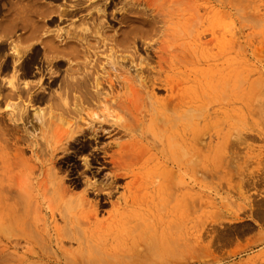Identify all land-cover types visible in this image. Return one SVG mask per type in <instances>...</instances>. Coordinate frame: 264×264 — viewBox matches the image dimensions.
<instances>
[{"label": "bare ground", "instance_id": "1", "mask_svg": "<svg viewBox=\"0 0 264 264\" xmlns=\"http://www.w3.org/2000/svg\"><path fill=\"white\" fill-rule=\"evenodd\" d=\"M53 1L60 3L54 7L40 0H9L6 20L3 16L6 27L3 22L0 24L7 29L5 39L9 42L10 60L3 64L0 61V70L13 74L7 83L12 92L10 97L24 98L22 102L26 98V103L31 105L56 101L54 107L42 105L48 110L51 106L54 108L51 117L53 115L55 122L45 121L46 107H42L44 111L38 108L41 115L37 117L36 112L33 115L39 126L36 143L34 134L28 133L34 139L32 149L37 154L33 166L40 171L34 187L30 184L35 198L29 197L30 194L24 197L21 192L12 202L8 201L11 198L8 199V194L19 188L23 179L15 176L12 182L14 171L9 168L18 167L20 160L17 159L21 156L16 160L12 157L21 151L14 146L15 142L13 148L0 142V152L6 153V149L13 152L11 162L7 160L9 156L5 161L0 157V264H75L58 261L64 252L58 254V244L70 240L75 241L78 248L85 247L94 232H99L97 221L93 219L104 206L111 208L107 213V229L114 228L113 221L119 219L121 226L132 231L137 239L151 231L158 242L180 253L179 247L184 245L185 238L181 241V232L185 230L180 229L184 226L180 217L184 216L185 197L182 199L183 194L175 196L176 205L169 211L173 191L182 189L186 177L192 181V214L196 215L198 184L204 164L210 165L222 158L230 145L228 129L219 136V142L214 144L212 135H208L207 142L201 145L205 134L201 128V107L204 106L198 104L202 98H207L208 91L201 88V92L196 90L200 95H186L179 90L180 80L174 82L172 78L177 79L179 71L177 74L175 71L201 59L195 50L188 49L194 44L191 34L212 19L185 16L184 8L174 0ZM237 10L241 16L239 24L243 27L245 11ZM67 21L70 26L67 24L66 29L57 28ZM53 23L57 29L51 30L49 26V30L47 26ZM110 23L117 27L113 29ZM1 28L0 39L4 37L1 33L5 34ZM16 28L22 30L19 36H16ZM14 35L16 39L12 40ZM158 35L160 41L153 47L151 42ZM32 77L37 80L31 81ZM18 78L23 79L22 85L16 83ZM155 91H164L165 96L156 97ZM206 101L210 104L208 99ZM256 101L259 103L261 99ZM218 102L226 107L231 104L228 98L224 103ZM246 106L244 102L240 106V122L244 126ZM21 115L19 111L16 117L9 113L6 122L16 127V122L24 120ZM49 118L47 115L51 120ZM225 123L226 128L230 127ZM202 147L207 152L202 153ZM77 157L80 160H76ZM63 166L70 168L67 173L65 167V176H62ZM24 183L22 181V185ZM71 189H80L82 193L74 194L75 197ZM89 197L93 200L89 201ZM40 198L49 199L45 208L52 206L46 208L50 209L51 219L57 212L58 221L62 223L59 228L47 223L39 227L40 213L35 209L38 205L33 202V207L32 200L41 201ZM170 213L175 221L169 219ZM150 221L157 223L153 224L154 229ZM198 227L194 216L190 232L193 249L198 243ZM182 248L183 254L186 249Z\"/></svg>", "mask_w": 264, "mask_h": 264}, {"label": "rangeland", "instance_id": "2", "mask_svg": "<svg viewBox=\"0 0 264 264\" xmlns=\"http://www.w3.org/2000/svg\"><path fill=\"white\" fill-rule=\"evenodd\" d=\"M8 1L9 0H0V24L3 22L2 25L5 24V27V16L7 14L5 10L8 8ZM40 1L42 3L45 2V4L55 5L54 7H57L58 3H60L59 1L53 0ZM174 1H177L178 4H181L184 8L182 13L185 14V16L207 17V20L210 18L212 21L208 25L200 26L197 31L195 30L191 34L194 44L188 49H190V51L195 50L196 52H194L197 55L200 54L198 56L201 57V59L195 60V63L192 62L187 68H181L175 71L176 74L179 71L176 76L177 79L175 76H171L174 82L180 80L179 90L180 92L185 91L184 93L186 95H200L199 92L202 91L201 88L206 89L205 92L208 91L206 93L207 98H202L201 103L198 104L210 111H205L206 109H204V107L202 109L201 107L203 111V114L201 113L203 115V118L201 117V124H203L201 128L203 130H201L202 134L205 133L201 138V145L203 146L207 142L208 135H212L211 140H213L212 142L214 144L217 141L219 142V138L227 129L229 132L228 137L230 145L226 148L222 158L210 165L204 164L205 167L198 184V200L196 201V209L198 211L196 215L192 214L194 212L191 203V201H193L192 181L188 177L184 180L182 189L180 191H173V197L170 195L173 199H171L168 210L170 209L171 211L174 209L173 205H176L175 196L183 194L182 199L185 197L183 204L186 208L184 210V216L180 217V223L184 226L180 227V229L182 228L181 231L185 230L187 232H181V241L185 237L183 239L184 245L180 242V244L183 245L179 247L181 254L175 253L177 252L176 250L175 252H173L174 250L170 251L165 244L158 242L155 238V234L151 231L148 232L147 235H144L143 238L137 239L132 231L121 226L119 219L113 221L115 225L113 226L114 228L107 229V213L111 211V208L109 206H104L95 213V218L93 219L97 221L95 225L99 227V232H94L93 238L89 239L85 247L78 248L75 241L70 240H63L61 244H58V254L64 251L62 256L59 257L60 260L58 259L60 263L68 261L75 264H95L92 262L98 264H264V110H262L264 107L261 109L264 105V103H261L264 101V0ZM237 8L244 9L243 11H245L246 21L244 25H242L243 27L239 24L241 20L239 17L241 16H239L240 13ZM3 16L5 18L4 21ZM221 20L225 22H221ZM68 22L69 21L61 23L60 25L58 24L57 28L66 29L68 25L70 26ZM53 24L46 26L48 29L49 26H51V30L57 29L55 23ZM110 25L113 26L112 23H110ZM4 26L2 27L0 25V28L2 27V32L3 29H6ZM116 27L117 25H114L112 28L114 29ZM6 30L5 34L1 33V35H4V37L2 36L4 39H0L2 41V43L0 41V46H2V49H0L1 64L10 60L8 53L10 51L8 50L7 44L9 42L5 37ZM20 30V28H16L15 33H18H16V36H19L20 32H22V30ZM15 39L16 37L14 35L12 40ZM159 41V35L155 36L151 45L156 47ZM20 45L22 46V44ZM20 45L18 47H20ZM23 58L24 56L20 59L22 60ZM12 75L11 71L2 72L0 70V85L2 86V92L5 89L3 95L6 96L3 98L1 96L2 92L0 93V135H2V133H7V130V134H10L8 136L7 134L0 136L3 139H0V142H5V145L8 144V148H13L12 145L15 142L16 144L14 146L18 149L20 148L19 150L21 152L19 154L18 151L16 157H12L13 152L10 151L11 149H8L9 151L6 149V153L0 152V157L4 160L5 157L8 156L14 159L21 156L17 159L23 161L21 165L18 163L20 161H16L18 165L17 168H12V166L9 167L12 169L11 171H14L12 175L14 177H11L10 180L12 179L15 181V176L18 179L22 177L24 180L21 178L22 180L21 185L19 184L20 186H18L19 188H16V191L14 190L8 194V199L11 197L8 200L9 202H12L14 197H18V193L21 192L24 197L30 194L29 197L32 196L35 198V190L32 187H34L35 182L40 178V171L33 166L37 154L33 152L34 149L32 148H34L33 145L37 142L39 134V131L37 132L39 126L37 127L38 124L35 119L44 111L42 107L53 106L54 103H56V101L51 100L48 102L49 104L46 103L47 105L45 103L41 105L32 103L33 105H31V103H26L28 102L26 98L24 102H22L24 98L16 99L15 96L12 98L13 95L10 97L12 92L8 90L9 86L7 83L12 79ZM242 79H245V81ZM20 80L21 81H19V78L18 81L16 80V83L19 82L18 85H22L23 83V79L20 78ZM30 80L36 81L37 77L36 79L32 77ZM209 87L212 88L208 90ZM194 91L197 92V94H195ZM187 92L189 93L187 94ZM154 94L159 98L165 96L164 91H155ZM226 98L230 100L231 104L229 107L222 104V106H220L218 100L224 103L223 101ZM243 98L245 101H243ZM206 99L209 100L210 104H206ZM259 99H261V101L258 103L256 100ZM213 101L214 103L211 104ZM242 101L248 105V107L246 106V109L248 108L246 112V117L248 118V120L246 118V124H248H245V126L240 122V106L243 103ZM203 102L205 105H202ZM258 104L262 106H258ZM42 105L46 106L44 107ZM52 106L50 107L52 110H48V107H46L45 109H47V111H44L48 113H46L45 121L47 120L46 122L50 123L55 111L53 108L54 106ZM38 108L42 110L39 114L38 112L40 110ZM23 110L24 113L22 112ZM18 111L19 115L24 114L21 115L24 120L22 122H16L17 125L14 127L9 121L6 122V120H8L6 117L9 113L16 117ZM261 111H263V113H260ZM35 112L36 115H38L37 117L33 116ZM45 113L42 114L45 116ZM51 114H53L52 117ZM47 115L51 120L47 119ZM209 115L212 118H210ZM224 119L225 122L230 124V127L226 128ZM207 126V130L204 132V128L206 129ZM2 129L3 132L1 133ZM28 133L34 134L33 137H36V141H34L33 137H29L30 135H28ZM241 136L243 137L242 141ZM32 141H34V143ZM30 143L33 147L30 146ZM2 144H0V148H2ZM7 152L11 153L7 154ZM201 152L205 153L207 149L202 147ZM9 158H7V160L11 162L12 159ZM77 159L80 160L78 157L76 160ZM77 162L81 164L80 161ZM23 163L29 168L27 169ZM30 166L34 168L32 167L33 169H31ZM29 169L32 171L30 170L29 172ZM81 169L80 166V171ZM20 170L25 171L23 172ZM62 170L64 175L60 173V176H65L70 168L63 166ZM26 171H28V173ZM19 172L20 177L18 175ZM23 175H26V177L24 178ZM22 181L25 182L23 185ZM29 188L31 191H28ZM76 190L77 189L72 191V195L76 194L78 196L80 192L82 193L80 189ZM72 195L71 197H73ZM76 195L74 196L76 197ZM48 198L52 199L49 195ZM46 199L41 200L40 198L41 201H37V199L32 200V206L35 207L34 205L37 203L36 205L38 206L36 207H39V209L35 207L38 214L40 213L39 227L43 228L47 223L50 224V226L59 228L58 225L60 226V224H62L58 221L60 218L57 212H54L55 215L51 219L48 212L52 206H47H51L49 211H47V207L45 208L47 204L45 203H47L49 199H47L48 201ZM88 200L91 201L93 199L89 197ZM33 202L35 203L33 204ZM186 204L188 205L186 206ZM171 215L173 214H169V219L175 221V217H171ZM194 216H196L199 226V238L195 249L192 247V237L190 234ZM183 221H185V224ZM150 224L152 229H154L153 227L155 224L157 225V223L154 224L151 221ZM172 236L173 234H171L170 237ZM149 237H151V239ZM182 247H184V250L186 249L183 254ZM79 256L83 257V263Z\"/></svg>", "mask_w": 264, "mask_h": 264}]
</instances>
